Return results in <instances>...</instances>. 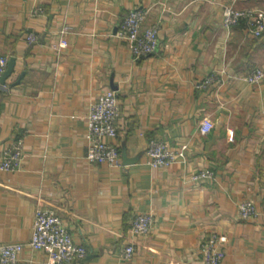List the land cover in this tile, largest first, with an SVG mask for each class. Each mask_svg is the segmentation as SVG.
<instances>
[{"label": "crops", "instance_id": "1", "mask_svg": "<svg viewBox=\"0 0 264 264\" xmlns=\"http://www.w3.org/2000/svg\"><path fill=\"white\" fill-rule=\"evenodd\" d=\"M229 6L264 11V0H0L3 74L14 62L0 83V155L22 140L18 169L0 172V245L21 244L19 264L48 263L27 246L39 208L85 247L81 264H203L211 236L221 264H264V80H232L264 71V36H247L243 24L226 29ZM139 9L159 43L134 60L116 33ZM109 90L119 103L109 141L118 168L85 160L89 107ZM202 120L213 124L207 135ZM152 140L185 147L184 158L150 168ZM204 170L213 177L192 179ZM244 202L254 219H240ZM136 215L151 216L148 235L132 232Z\"/></svg>", "mask_w": 264, "mask_h": 264}, {"label": "built area", "instance_id": "2", "mask_svg": "<svg viewBox=\"0 0 264 264\" xmlns=\"http://www.w3.org/2000/svg\"><path fill=\"white\" fill-rule=\"evenodd\" d=\"M38 11V10H37ZM146 10H133L122 20L116 33L117 38L126 41L134 60H141L156 53L159 36L155 26L144 27ZM222 24L228 29L240 24L244 25L247 36L258 39L264 36V11L242 10L238 11L229 6L222 11ZM28 44H34L36 37L29 34L26 38ZM61 48L66 47L65 42L60 43ZM7 60L0 57V78L6 69ZM232 80L248 85H260L264 80V71L256 69L244 77H233ZM209 84V81L205 83ZM203 85L197 88L203 87ZM119 117V103L116 92L109 90L93 102L88 110L85 125V137L88 141L85 160L89 164H103L110 168L121 165L117 148L109 141L116 138V122ZM213 124L209 120H202L199 131L202 135L211 132ZM185 147L173 152L168 146L159 141L149 142L145 151L146 164L152 169H167L178 159L184 158ZM22 157V140L2 150L0 155V172L11 173L18 169ZM213 173L204 170L193 176L194 181L211 179ZM241 220L249 221L257 216L255 206L251 202H244L238 206ZM152 227L150 215H136L130 223L133 233L146 236ZM33 250L42 251L47 255V264H81L87 257L85 247L74 243L70 234L62 225L61 220L51 210L39 208L35 212L31 237L27 243ZM23 250L21 244L0 245V264H19V255ZM133 248L123 249L122 256L131 258ZM224 252L217 236H211L201 246V260L203 264H221Z\"/></svg>", "mask_w": 264, "mask_h": 264}, {"label": "water", "instance_id": "3", "mask_svg": "<svg viewBox=\"0 0 264 264\" xmlns=\"http://www.w3.org/2000/svg\"><path fill=\"white\" fill-rule=\"evenodd\" d=\"M13 60H11L8 64V67H7V70L6 72L3 74L2 78H1V84H4V80L9 76V74L12 72V69H13Z\"/></svg>", "mask_w": 264, "mask_h": 264}, {"label": "rangeland", "instance_id": "4", "mask_svg": "<svg viewBox=\"0 0 264 264\" xmlns=\"http://www.w3.org/2000/svg\"><path fill=\"white\" fill-rule=\"evenodd\" d=\"M260 11H263V10H260Z\"/></svg>", "mask_w": 264, "mask_h": 264}]
</instances>
